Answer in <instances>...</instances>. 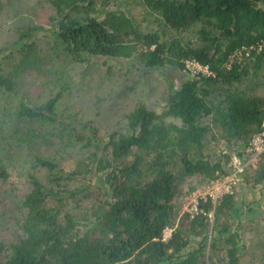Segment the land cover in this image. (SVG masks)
Masks as SVG:
<instances>
[{
  "label": "trees",
  "instance_id": "16d2710c",
  "mask_svg": "<svg viewBox=\"0 0 264 264\" xmlns=\"http://www.w3.org/2000/svg\"><path fill=\"white\" fill-rule=\"evenodd\" d=\"M43 2L52 13V33L43 37L50 40L40 46L34 38L42 28L29 29L21 35L29 41L7 57L8 66L0 60V96L20 100L17 107L4 104L5 117L48 134L35 141L46 150L32 159L29 191L17 206L20 234L0 242V264H242L244 249L264 264V253L258 258L234 230L236 196L215 206L200 201L194 218L180 216L177 204L186 179L212 182L234 171L233 155L248 161L249 142L263 130L264 95L257 89L264 86V52L250 49L264 41V0H143L164 28L196 34L185 43L144 32L126 11H101L98 0ZM101 57L129 60L144 75L166 63L185 71L186 61L196 60L213 75L169 89L160 112L135 104L126 126L99 140L94 124L80 128L60 102L69 91L66 77ZM104 67L111 88L120 86L114 67ZM28 71L47 79L52 94L36 107L17 91ZM122 87L119 94L129 92ZM65 156L74 157L70 170ZM7 178L0 162V180ZM241 178L246 186H263L264 155Z\"/></svg>",
  "mask_w": 264,
  "mask_h": 264
},
{
  "label": "rangeland",
  "instance_id": "374dc122",
  "mask_svg": "<svg viewBox=\"0 0 264 264\" xmlns=\"http://www.w3.org/2000/svg\"><path fill=\"white\" fill-rule=\"evenodd\" d=\"M98 2L101 11L106 7L110 10L128 12L144 32L159 31L163 40L170 41L179 38L184 43L196 40L195 33L179 35L156 22L154 17L147 13L143 0H98ZM51 15V9L44 4L43 0H0L1 64L8 66L5 61L7 57H9L8 61H11L10 56L12 53L16 54L17 47L29 41L28 37L24 39L21 36L29 29L42 28L38 36L34 38L40 46L49 41V38L44 40L43 37L52 33L53 26L49 23ZM107 62L114 67L116 76L114 82L121 83V88L118 85L111 88L106 76L107 67H104ZM131 63L129 60H112L101 57L94 58L89 67L83 66L77 71H72L66 77L69 91L65 89L60 102L64 113L71 115L69 116L71 121L80 128L84 124H94L91 126L98 129L99 140H104L111 133L122 130L126 126V115L135 104L144 103L160 112L164 106L163 99L169 89L177 90L184 80L194 79V76L186 70H180L170 63H166L149 75H144L132 68ZM49 68L50 66L47 65L44 72ZM120 68H123L122 71H119ZM37 73V71H28L21 74L20 86L17 90L20 95H28L31 100L28 103L35 107L52 96L45 89L47 79ZM122 85L128 86L129 92L121 91L119 94L118 90L123 89ZM60 88L63 87L57 89ZM257 93L264 95V86L257 89ZM4 96H0V162L7 171L8 178L5 181L0 180V242L11 243L20 234L16 224L17 206L29 191L28 170L33 164L32 159L46 150L35 141L48 134H39L35 126L26 122L18 121L17 123L16 121L17 124L14 125L12 123L14 118L5 117L8 112L6 110L5 112L3 107L4 104L6 107L8 105L17 107L20 100L17 96H13L12 102L9 103ZM111 101L114 103L113 107ZM50 150L49 148L47 151ZM64 159V167L67 170L72 169L75 165L74 157L65 156ZM209 184V181L199 177H191L181 183L177 200L180 216L187 213L195 202L207 201L204 196ZM234 196L238 199L240 209V216L237 218V226L234 230L238 229L241 239L248 244L249 249H254V253L258 252L256 256L262 258L261 253H264V246H259L257 242L264 245V185L258 188L246 186L240 178ZM221 200L213 202V205H217ZM171 233L167 232L166 236L170 237ZM247 251L245 249L241 251L242 264H262L254 262L251 253ZM217 254L220 252H216Z\"/></svg>",
  "mask_w": 264,
  "mask_h": 264
},
{
  "label": "built area",
  "instance_id": "2783aa9c",
  "mask_svg": "<svg viewBox=\"0 0 264 264\" xmlns=\"http://www.w3.org/2000/svg\"><path fill=\"white\" fill-rule=\"evenodd\" d=\"M250 50L264 52V41ZM185 67L186 71L194 77H208L213 75L208 66L202 65L196 60L186 61ZM247 153L250 154V159L246 162H244L239 156L233 155L231 162L234 171L229 176L210 182L208 189L205 192L206 197L204 196L207 201L211 200L212 202H217L226 195H234L235 189L239 186L241 175L245 171L246 167H248L250 164L258 163L261 160L262 156L264 155V125L263 130L260 133L255 134L250 140ZM200 201L195 202V204H193V206L188 209L187 213H189L192 218L197 216L200 212ZM167 232L171 233L172 230H166L165 239L169 238L166 236Z\"/></svg>",
  "mask_w": 264,
  "mask_h": 264
}]
</instances>
